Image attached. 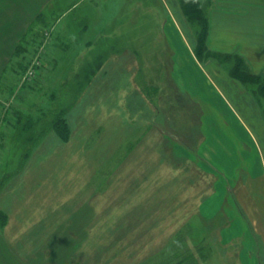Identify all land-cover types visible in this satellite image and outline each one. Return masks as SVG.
<instances>
[{"label":"rangeland","instance_id":"obj_1","mask_svg":"<svg viewBox=\"0 0 264 264\" xmlns=\"http://www.w3.org/2000/svg\"><path fill=\"white\" fill-rule=\"evenodd\" d=\"M69 1L46 5L0 75V264H264L235 194L253 152L238 142L247 158L226 174L201 147L196 74L180 63L196 25L181 4ZM217 31L224 49L242 40ZM249 37L264 73V44ZM204 68L264 154V98ZM60 113L67 138L51 124Z\"/></svg>","mask_w":264,"mask_h":264},{"label":"crops","instance_id":"obj_2","mask_svg":"<svg viewBox=\"0 0 264 264\" xmlns=\"http://www.w3.org/2000/svg\"><path fill=\"white\" fill-rule=\"evenodd\" d=\"M50 1L53 0H0V75L9 64L16 46L20 43L38 16L46 9ZM84 1L86 0H79L77 4L79 5ZM139 1L142 2L143 0ZM165 1L168 3L167 0ZM175 1L180 4V0ZM211 1L210 47L211 45H215L216 47L211 48L220 50H229L237 47L248 58V52L252 51L246 46L249 44V41L245 36L249 34L255 35L257 33H247L245 31L241 33L233 32V35L241 37L242 40L238 41L236 39L234 42H225V49L223 46L216 44L212 36L222 35V32L217 31L219 27L223 28L222 25L218 24V19L222 16L229 19H240L244 23L255 19L261 20L264 17V0ZM66 2L68 5L70 4L69 0H66ZM97 6L98 1L92 0L90 7L97 10ZM72 7L74 6H70L65 14H68ZM80 16L81 18H88L85 13L84 15L81 13ZM99 18V15H94V20ZM169 18L176 20L173 14ZM176 25L177 22L175 23V29L178 27ZM165 27L167 28V26H164V29ZM85 28L87 29L86 26ZM223 29L227 32L225 34H230L228 33L229 28L224 27ZM178 30H180L179 27ZM84 31L81 36L86 35ZM97 33L95 32L94 34L97 36ZM186 46L185 48L187 50L188 45ZM176 51L180 53V50L176 49ZM257 51H259V48ZM180 61L182 67H188L192 74H196V99L201 101L204 113H201L204 117L201 116L202 122H200V129L202 132L207 133L206 138L201 143V147L202 149L207 147L213 149L209 150L206 156H209L211 159H216V163L219 162L222 165L223 171L226 174H231L234 169L232 163L237 160V164L240 165L247 158L241 152H233L238 142H240V147L247 148L253 152L252 159H254V162L252 164L249 161L245 163L248 165L246 170L247 174L242 175V178L239 180L240 182L235 188V194L241 204L242 210L247 213L251 223L260 230V234L264 240V156H262L264 154H262L259 140L254 135L248 118L238 108L232 106L230 97L227 96L228 94L216 84L197 57L195 58L193 51L191 50L190 54L187 57L185 56L184 60ZM191 77H194V75H191ZM221 132L229 133V135L225 137L222 133V137H220L218 133ZM239 165L237 166L239 167Z\"/></svg>","mask_w":264,"mask_h":264},{"label":"trees","instance_id":"obj_3","mask_svg":"<svg viewBox=\"0 0 264 264\" xmlns=\"http://www.w3.org/2000/svg\"><path fill=\"white\" fill-rule=\"evenodd\" d=\"M180 4L182 12L188 17L192 24L196 25L193 50L200 63L206 68H208L211 63L222 67L229 78L227 80L229 82H225V84L223 83L225 88L228 87L230 89L231 85L234 84L241 92H251L256 98H264V73H255L252 70L248 58L239 51V48L236 47L229 50H220L210 47V8L212 1L180 0ZM218 24L222 25L223 28H229V31L231 30L237 33H241L242 31L247 33H257L258 35L255 34V36H260L261 41L264 44V17L261 20L255 19L248 23H244V21H241L240 19H229L222 16L219 17ZM246 38H248V41L250 40L249 35L246 36ZM209 71L210 69L208 72ZM210 72L209 74L216 78L214 73ZM227 92L229 91L227 90ZM63 116L62 113L58 114L51 124L56 132L67 138L70 130L66 121L63 120Z\"/></svg>","mask_w":264,"mask_h":264}]
</instances>
